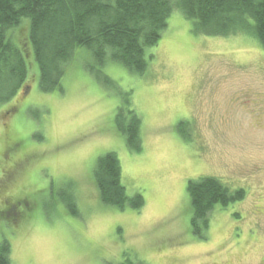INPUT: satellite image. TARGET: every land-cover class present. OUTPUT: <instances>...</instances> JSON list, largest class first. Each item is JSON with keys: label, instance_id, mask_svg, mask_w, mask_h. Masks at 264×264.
<instances>
[{"label": "rangeland", "instance_id": "1", "mask_svg": "<svg viewBox=\"0 0 264 264\" xmlns=\"http://www.w3.org/2000/svg\"><path fill=\"white\" fill-rule=\"evenodd\" d=\"M27 33L15 40L28 80L0 107V240L11 264H119L125 254L145 264H264V50L254 36L196 34L175 10L145 74L99 67L77 50L63 91L45 93ZM131 106L143 120L139 153L116 125ZM107 153L129 196L143 195L141 211L101 202L93 171ZM204 177L246 198L217 208L199 239L187 187Z\"/></svg>", "mask_w": 264, "mask_h": 264}, {"label": "trees", "instance_id": "2", "mask_svg": "<svg viewBox=\"0 0 264 264\" xmlns=\"http://www.w3.org/2000/svg\"><path fill=\"white\" fill-rule=\"evenodd\" d=\"M175 10L193 21L196 34H247L254 36L264 50V0H0V107L19 94L29 77L23 43L15 40L25 25L28 33L24 37L31 43L39 68L40 89L48 93L63 91L67 65L75 59L77 50L88 51L99 67L118 63L133 74H145L150 60L147 51L158 45ZM127 113L125 118L124 108L118 109L117 130L125 136L131 152H142L143 120L132 106ZM182 127L180 124L179 131ZM93 180L104 205L121 211L144 208L141 193L129 196L115 153L98 158ZM187 191L191 227L199 239L209 231L217 208L226 209L246 198L244 190H231L214 177L189 181ZM65 200L69 212L77 216L75 203ZM0 264H11L7 240H0ZM119 264L145 263L125 254Z\"/></svg>", "mask_w": 264, "mask_h": 264}]
</instances>
